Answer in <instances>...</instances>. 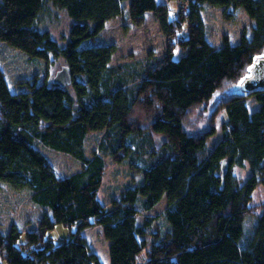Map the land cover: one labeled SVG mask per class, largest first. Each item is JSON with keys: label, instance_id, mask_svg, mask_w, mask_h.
Segmentation results:
<instances>
[{"label": "trees", "instance_id": "trees-1", "mask_svg": "<svg viewBox=\"0 0 264 264\" xmlns=\"http://www.w3.org/2000/svg\"><path fill=\"white\" fill-rule=\"evenodd\" d=\"M46 1L66 10L73 21L63 47L36 26ZM175 1L178 16L171 19L167 4ZM204 4L222 6L229 19L242 8L255 24L253 36L242 34L237 44L213 46L205 37ZM125 7L136 24L146 12L153 13L169 39L166 52L148 54L131 78L129 64L110 63L115 43L92 42ZM185 27L187 34L179 37ZM1 42L31 59L62 56L74 96L36 77L25 81L26 89L13 92L0 65V179L27 188L33 203L49 209L24 232V240L16 224L0 228V264H82L88 259L101 264L82 233L93 225H100L109 241L110 264H137L151 219L139 225L136 215L151 210L163 195L167 205L161 215L169 227L150 245L144 264H264V210L251 235L246 228L255 211L253 193L264 185V89L226 94L222 137L212 149L207 141L213 128L190 134L184 126L192 107L240 80L256 58L264 57V0H0ZM177 46L185 53L175 59ZM247 96L258 102L253 112ZM136 104L152 116L146 130L130 121ZM94 131L103 132L101 152L118 151L125 158L137 153L136 132L141 145L149 141L152 146L151 134L165 138L141 165L139 185L113 197L110 211L97 196L103 157L84 152V139ZM38 143L72 154L81 169L56 176ZM245 164L251 174L241 181L233 168ZM56 224L70 230L59 244L45 238Z\"/></svg>", "mask_w": 264, "mask_h": 264}, {"label": "rangeland", "instance_id": "rangeland-1", "mask_svg": "<svg viewBox=\"0 0 264 264\" xmlns=\"http://www.w3.org/2000/svg\"><path fill=\"white\" fill-rule=\"evenodd\" d=\"M167 6L169 8V17L171 19L175 18L179 8L178 2H168ZM234 14L229 19L226 17L222 6L217 7L211 4H204L201 15L205 26V37L209 43L215 47H220L226 42L230 45L237 44L241 41L242 34H245L248 38L253 36L252 31L255 25L253 19L251 20L242 8H237ZM35 23L40 30H46L50 33L52 39L57 41L59 46L63 47L67 44L66 42L70 35L69 30L73 21L68 16L66 10L57 8L51 2L46 1ZM186 34L187 28L185 27L178 35L182 37ZM168 41L169 39L166 35L161 32L158 26V19L153 13H146L143 22L136 24L129 18L128 8L125 7L122 14L111 18L105 23L99 35L92 42L96 44L115 43L116 48L112 54L110 63L113 65L129 64L130 69L127 68V71L131 78V74H134L133 69L141 70L143 61L148 54L159 55L166 52ZM173 41L176 42V39ZM184 53L185 50L177 46L173 52V58L177 59ZM0 65L4 69L10 90L14 92L26 89V85H24L25 81L35 77L39 82L45 81L48 85H53L52 80L57 70L66 64L62 56L56 58L50 56L47 62L40 58L31 59L24 51L22 52L14 46H8L1 42ZM248 68L244 76L249 74L251 68ZM244 76L228 87L224 85L216 89L209 100L192 107L188 113L189 116L186 118L184 124L188 133H202L204 130L213 128V134L210 135L211 137L207 141V147L211 149L222 137V123L226 118V113L223 110V99L227 93H232L234 90L242 91L240 90V85ZM65 88L74 96V89L70 84ZM245 101L249 112H253L258 107V102L251 96H247ZM129 117L135 128L141 131L147 129L152 118L151 115L146 114L142 106L137 104ZM138 133L136 132L137 147L135 150L137 153L127 158L122 155V152L117 151L115 154L118 156L115 157V154L100 151V144L103 142L102 131L88 133L84 139V152L86 155L90 157L97 152L101 154L105 162L104 176L97 196L107 207L108 211L112 209L110 204L111 199L118 196L121 190L128 186L139 185L143 177V172L139 170L141 165L144 161L150 160L151 152H153L151 148L158 149L165 139L161 134H151L149 138L152 140V146L149 141H145L141 145L140 142L142 143V140L139 138ZM37 147L41 149L42 153L51 162L58 177L68 176L82 167V163L70 153L57 152L40 143H38ZM153 157L151 156V159ZM233 173L241 181H244L251 174V171L245 164L244 167H234ZM30 193L27 188L17 187L9 181L0 179V228L5 231L11 224H16L23 232L20 241L24 240V232L36 227L42 215L45 212H49V209L46 207L33 203L32 199H30ZM251 204L255 211L250 213V216L246 219V228L249 235H251L257 216L264 210L263 184H260L254 191ZM166 205V195H163L161 200L151 210L140 211L136 215L137 224L139 225L145 217L151 219L149 230L144 236L146 246L137 257V264L145 263L150 245L158 241L159 236L162 238L163 233L169 227L166 225L164 216L161 215ZM69 232L68 227L56 224L53 229L47 232L45 238H50L53 242L59 244L69 236ZM82 233L85 240H87L89 251L97 254L98 262L110 264L109 241L104 238L103 228L100 225H93L86 227ZM82 264L95 263L88 259L84 260Z\"/></svg>", "mask_w": 264, "mask_h": 264}, {"label": "water", "instance_id": "water-1", "mask_svg": "<svg viewBox=\"0 0 264 264\" xmlns=\"http://www.w3.org/2000/svg\"><path fill=\"white\" fill-rule=\"evenodd\" d=\"M249 74L244 76L240 85V90L246 92L256 91V89H264V57H258L250 66ZM53 84L59 87L69 86L72 82L69 65H63L57 70L52 80ZM221 175L224 176L228 170L227 163L222 162Z\"/></svg>", "mask_w": 264, "mask_h": 264}, {"label": "built area", "instance_id": "built-area-1", "mask_svg": "<svg viewBox=\"0 0 264 264\" xmlns=\"http://www.w3.org/2000/svg\"><path fill=\"white\" fill-rule=\"evenodd\" d=\"M180 7H181V10H182V11H185L187 6H185V5H180Z\"/></svg>", "mask_w": 264, "mask_h": 264}, {"label": "crops", "instance_id": "crops-1", "mask_svg": "<svg viewBox=\"0 0 264 264\" xmlns=\"http://www.w3.org/2000/svg\"><path fill=\"white\" fill-rule=\"evenodd\" d=\"M146 13H148V12H146ZM146 13H145V14H146Z\"/></svg>", "mask_w": 264, "mask_h": 264}]
</instances>
